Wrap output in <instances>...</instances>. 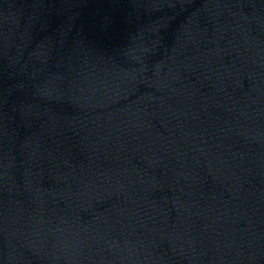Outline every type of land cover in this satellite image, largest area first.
<instances>
[{"label": "water", "instance_id": "water-1", "mask_svg": "<svg viewBox=\"0 0 264 264\" xmlns=\"http://www.w3.org/2000/svg\"><path fill=\"white\" fill-rule=\"evenodd\" d=\"M0 264H264V0H0Z\"/></svg>", "mask_w": 264, "mask_h": 264}]
</instances>
